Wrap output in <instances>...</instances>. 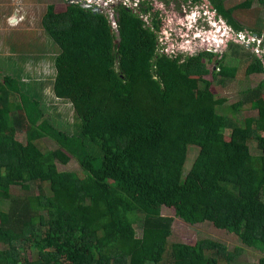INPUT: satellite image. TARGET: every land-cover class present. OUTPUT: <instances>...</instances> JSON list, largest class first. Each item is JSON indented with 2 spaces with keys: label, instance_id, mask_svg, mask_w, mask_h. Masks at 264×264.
Segmentation results:
<instances>
[{
  "label": "trees",
  "instance_id": "obj_1",
  "mask_svg": "<svg viewBox=\"0 0 264 264\" xmlns=\"http://www.w3.org/2000/svg\"><path fill=\"white\" fill-rule=\"evenodd\" d=\"M173 1L171 9H179ZM256 1L264 13V0ZM251 2L226 7L224 0H207V6L239 33L246 28L235 13ZM63 3L47 4L40 22L58 47L52 90L72 105V132L44 118L24 82L0 78V205L9 202L8 210L0 209V264L233 262L234 252L209 239L168 244L172 219L162 208L189 225L208 222L263 252L264 77L230 106L235 111L246 103L255 110L237 120L216 110L224 98L210 88L212 80L235 76L237 66L225 64L223 52L200 50L182 59L157 52L162 20L147 5L138 12L150 10L148 24L114 6L117 40L106 13ZM253 31L259 36L260 24ZM237 45L229 39L226 47ZM262 72L264 56L252 52L243 73ZM44 136L58 147L42 151L37 141ZM188 145L197 152L184 172ZM71 160L82 175L58 170L57 163ZM14 186L24 196L14 197ZM247 264H264V258Z\"/></svg>",
  "mask_w": 264,
  "mask_h": 264
},
{
  "label": "rangeland",
  "instance_id": "obj_2",
  "mask_svg": "<svg viewBox=\"0 0 264 264\" xmlns=\"http://www.w3.org/2000/svg\"><path fill=\"white\" fill-rule=\"evenodd\" d=\"M175 1L179 9L172 10L173 0H170L168 4L161 0H152V3L156 5L153 10H158L162 20V30L157 32L158 36L163 38L161 42L165 41L171 46H177L179 59L200 50L223 52L225 54L224 63L237 66L235 76L223 78L221 82L212 80L210 74L203 76L205 79L212 80L210 88L214 95L224 98V102L218 105L216 110L241 121L245 117L255 115V110L250 109L246 103H242L235 111L230 106L240 99L246 88L254 86L264 77V72L247 76L243 73V68L252 52L264 56V27L261 26L264 24V13L260 4L252 0L250 8L235 13V17L246 28V31L237 33L236 38L239 42L235 43L238 45L229 48L226 45L227 41L232 39L233 31L229 30V26L221 18L213 19L212 11L207 6V0H202L203 4L193 3L191 0ZM240 1L224 0L223 4L229 7ZM50 2L63 5L65 1L0 0V78L3 75H9L24 82L22 89H26L29 94L33 93L40 101L44 118L55 128L71 133L75 122L72 105L67 100L55 97L52 90L55 74L53 59L58 53V47L43 30L40 22L46 4ZM13 17L17 19L15 22L10 21ZM258 24H260L259 36L253 31L257 30ZM212 60L206 63L209 69L213 66ZM224 133L226 136L228 130L226 129ZM16 138L25 142L23 132H18ZM37 142L44 152L58 147L57 142L48 136L42 137ZM248 145L250 152L255 154L254 142L250 141ZM196 152V146L188 145L183 164L184 172L189 168ZM57 168L59 171H74L82 175L75 160H71L67 165L57 163ZM31 187L30 193L36 194V186L31 185ZM47 188V185H43V189L47 190ZM11 194L14 197H20L25 193L18 186H14L11 188ZM261 199L264 201V192ZM8 207L9 202H2L0 205L1 210H8ZM160 213L172 219L171 232L166 240L168 244L193 245L199 239H209L224 245L227 251L234 252L231 264H247L264 258V251L260 252L242 246L233 234L215 229L208 222L189 225L175 218L169 209L162 208ZM134 228L138 236L139 228L137 226ZM220 264L223 263L220 262Z\"/></svg>",
  "mask_w": 264,
  "mask_h": 264
},
{
  "label": "built area",
  "instance_id": "obj_3",
  "mask_svg": "<svg viewBox=\"0 0 264 264\" xmlns=\"http://www.w3.org/2000/svg\"><path fill=\"white\" fill-rule=\"evenodd\" d=\"M67 1L69 3H80L81 1H85L86 3L90 4L91 6L98 7L100 9V12L106 13L111 26L113 27L114 30L117 29L115 17H114V6L117 4H121L125 6L126 8L137 12L139 14V17L146 23L148 24V12L150 11L149 9L146 10V12H143L142 14L138 12L139 6L143 4L144 6H150V9H154L156 5L152 3V0H63ZM146 14V17H145ZM159 16V14H158ZM160 17V16H159ZM240 34V33H239ZM163 38L161 36H158L157 34V52L163 53L166 55H169L171 57L178 55L179 50L177 49V46H171L167 42L163 41ZM160 43V44H159ZM160 45V46H159Z\"/></svg>",
  "mask_w": 264,
  "mask_h": 264
},
{
  "label": "water",
  "instance_id": "obj_4",
  "mask_svg": "<svg viewBox=\"0 0 264 264\" xmlns=\"http://www.w3.org/2000/svg\"><path fill=\"white\" fill-rule=\"evenodd\" d=\"M79 4L83 8H86V9L89 8V9H91V11L94 12V13L100 12V9L98 7L91 6L90 4L86 3L85 1H81ZM10 21L11 22L15 21V18L14 17L11 18ZM232 34H233V36H232L233 42H239V40L236 38V35L234 33H232ZM115 36L117 37V40H120L118 29L115 30Z\"/></svg>",
  "mask_w": 264,
  "mask_h": 264
},
{
  "label": "clouds",
  "instance_id": "obj_5",
  "mask_svg": "<svg viewBox=\"0 0 264 264\" xmlns=\"http://www.w3.org/2000/svg\"><path fill=\"white\" fill-rule=\"evenodd\" d=\"M210 8V7H209ZM212 14H213V19H215V14H214V12L212 11ZM218 19H219V17H217ZM229 30H230V28H229ZM233 33V32H232ZM235 35H237V33H234Z\"/></svg>",
  "mask_w": 264,
  "mask_h": 264
},
{
  "label": "crops",
  "instance_id": "obj_6",
  "mask_svg": "<svg viewBox=\"0 0 264 264\" xmlns=\"http://www.w3.org/2000/svg\"><path fill=\"white\" fill-rule=\"evenodd\" d=\"M24 3V2H23ZM50 3H53V2H50ZM49 3V4H50ZM56 5L58 4L57 2H54ZM25 4H28V2H25ZM47 5V4H46ZM61 5V4H60ZM220 19V18H219Z\"/></svg>",
  "mask_w": 264,
  "mask_h": 264
},
{
  "label": "bare ground",
  "instance_id": "obj_7",
  "mask_svg": "<svg viewBox=\"0 0 264 264\" xmlns=\"http://www.w3.org/2000/svg\"><path fill=\"white\" fill-rule=\"evenodd\" d=\"M16 20H17V19L15 18V21H16ZM15 21H14V22H15Z\"/></svg>",
  "mask_w": 264,
  "mask_h": 264
}]
</instances>
